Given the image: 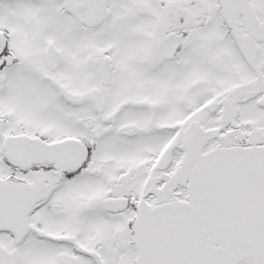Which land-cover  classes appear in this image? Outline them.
<instances>
[{"label": "snow or ice", "instance_id": "1", "mask_svg": "<svg viewBox=\"0 0 264 264\" xmlns=\"http://www.w3.org/2000/svg\"><path fill=\"white\" fill-rule=\"evenodd\" d=\"M0 264H264V0H0Z\"/></svg>", "mask_w": 264, "mask_h": 264}]
</instances>
